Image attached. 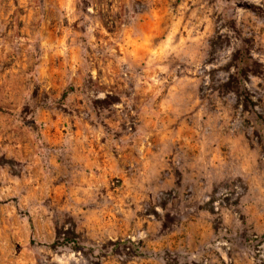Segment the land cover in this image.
Instances as JSON below:
<instances>
[{
  "label": "clouds",
  "instance_id": "1",
  "mask_svg": "<svg viewBox=\"0 0 264 264\" xmlns=\"http://www.w3.org/2000/svg\"><path fill=\"white\" fill-rule=\"evenodd\" d=\"M0 97V264H264V0H0Z\"/></svg>",
  "mask_w": 264,
  "mask_h": 264
},
{
  "label": "rangeland",
  "instance_id": "2",
  "mask_svg": "<svg viewBox=\"0 0 264 264\" xmlns=\"http://www.w3.org/2000/svg\"><path fill=\"white\" fill-rule=\"evenodd\" d=\"M7 67H10V65H5V69ZM4 99H6V98L0 97V112H3L5 108L10 107V105L4 103ZM48 100H49V97L45 93H43L42 91H41L39 98H37L35 95L33 96V103L36 105V107L46 105ZM25 111H27V108L25 109ZM72 227L74 228L75 225H72Z\"/></svg>",
  "mask_w": 264,
  "mask_h": 264
},
{
  "label": "trees",
  "instance_id": "3",
  "mask_svg": "<svg viewBox=\"0 0 264 264\" xmlns=\"http://www.w3.org/2000/svg\"><path fill=\"white\" fill-rule=\"evenodd\" d=\"M71 231V230H70Z\"/></svg>",
  "mask_w": 264,
  "mask_h": 264
}]
</instances>
